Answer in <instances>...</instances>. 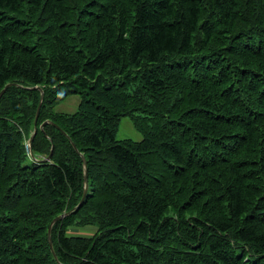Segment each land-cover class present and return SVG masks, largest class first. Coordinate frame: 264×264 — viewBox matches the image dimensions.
Wrapping results in <instances>:
<instances>
[{"label":"trees","instance_id":"16d2710c","mask_svg":"<svg viewBox=\"0 0 264 264\" xmlns=\"http://www.w3.org/2000/svg\"><path fill=\"white\" fill-rule=\"evenodd\" d=\"M12 81L0 264H264V0H0Z\"/></svg>","mask_w":264,"mask_h":264},{"label":"water","instance_id":"95a60500","mask_svg":"<svg viewBox=\"0 0 264 264\" xmlns=\"http://www.w3.org/2000/svg\"><path fill=\"white\" fill-rule=\"evenodd\" d=\"M12 85H18V86H21V87H25L24 85L19 84V83L14 82V81H12V82H8V83H7V84H6V85L0 90V98H1V96L5 93V91L8 89V87H10V86H12ZM28 88H32V89H40V90H41V99H40V103H39V105H38V109H37V112H36L35 126H34L33 131H32L31 134H30L29 139H28V146H27V147H28V150H29V152L31 153V156H32L33 158H35V159H37V160H42V161L50 160V159L52 158V150H51V152H50L47 156H45V157H43V158H41V159H40V158H37V157L35 156V154L32 152V141H33V139H34L35 134H36L37 131H38L37 119H38V116H39V113H40L41 105H42L43 100H44L45 91H44L43 87L38 86V85H35V86H28ZM46 122H47V121L43 122V123L40 125V128H41L42 130H44V125L46 124ZM50 122H52V121H50ZM56 126H57V127H60L59 125H56ZM83 159H84V164H85V176H84V182H85V185H84V192H83V196H82V198H81L79 204L76 205L75 208L72 209V210L78 209V208L82 205V203H83V201H84V199H85V197H86V195H87V191H88V187H89L88 174H87V165H86V161H85L84 156H83ZM72 210L66 211V212H64V213H62V214L56 216V217L51 221V223H50L49 230H48L49 243H50L51 249H52V251H53V253H54V256H55L56 258H58V257H57V254H56L55 250H54V246H53V240H52V235H51L52 226H53V224H54V222H55L56 220H59V219L63 218L65 215L69 214Z\"/></svg>","mask_w":264,"mask_h":264},{"label":"rangeland","instance_id":"374dc122","mask_svg":"<svg viewBox=\"0 0 264 264\" xmlns=\"http://www.w3.org/2000/svg\"><path fill=\"white\" fill-rule=\"evenodd\" d=\"M80 102V95L71 94L65 100H63L58 106V110L61 112H74L78 108V104ZM118 138H133L135 140H141L142 134L136 129L133 121L129 116H124L121 118L118 130ZM94 227H87L82 230H78L77 228H71L70 232H80L83 234H91L94 232Z\"/></svg>","mask_w":264,"mask_h":264},{"label":"crops","instance_id":"0c3cea01","mask_svg":"<svg viewBox=\"0 0 264 264\" xmlns=\"http://www.w3.org/2000/svg\"><path fill=\"white\" fill-rule=\"evenodd\" d=\"M72 233H76V232H72Z\"/></svg>","mask_w":264,"mask_h":264}]
</instances>
